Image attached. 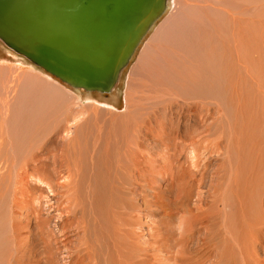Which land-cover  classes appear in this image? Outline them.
Masks as SVG:
<instances>
[{
	"label": "rangeland",
	"instance_id": "374dc122",
	"mask_svg": "<svg viewBox=\"0 0 264 264\" xmlns=\"http://www.w3.org/2000/svg\"><path fill=\"white\" fill-rule=\"evenodd\" d=\"M184 1L106 97L74 91L0 41V264H231L218 248L229 253L224 228H239L244 167L264 162V107L232 51L252 38L259 47L264 0ZM179 65L204 71L185 84ZM73 164L77 177L60 187Z\"/></svg>",
	"mask_w": 264,
	"mask_h": 264
},
{
	"label": "water",
	"instance_id": "95a60500",
	"mask_svg": "<svg viewBox=\"0 0 264 264\" xmlns=\"http://www.w3.org/2000/svg\"><path fill=\"white\" fill-rule=\"evenodd\" d=\"M167 0H0V40L75 88L103 96Z\"/></svg>",
	"mask_w": 264,
	"mask_h": 264
},
{
	"label": "bare ground",
	"instance_id": "6f19581e",
	"mask_svg": "<svg viewBox=\"0 0 264 264\" xmlns=\"http://www.w3.org/2000/svg\"><path fill=\"white\" fill-rule=\"evenodd\" d=\"M169 1L170 0H167V4H166V9L164 11V14L163 16L160 18V20L154 25L152 26L151 28V31H152V34L150 37L149 34L151 33V31L147 34V36L144 38L143 42L144 43V46H143V49L141 50V53H143V57L147 54V52H150L152 51L155 47H156V44L157 42L160 40V38L165 34V30L167 31L168 28L170 27V25H174V20H175V17L179 16V14L184 11L182 10L184 7L187 6V4L185 3L184 0H173V14L172 15H169L167 13L168 9H169ZM191 7H196V5H192ZM205 7H211L209 5H206ZM166 15V16H165ZM163 18V19H162ZM157 25V26H156ZM156 26V27H155ZM148 37V39H147ZM147 39V40H146ZM1 41V40H0ZM2 42V41H1ZM203 42V41H202ZM241 43H244L243 40H240V41H237V45H240ZM139 50V49H138ZM208 52V51H207ZM233 54H234V61L233 63L237 62L236 66L239 67V68H242L243 67V73L245 76H243V82L246 83V80L250 81L256 88V92L257 94L260 96V99H261V102L262 104L259 105V108H262L264 107V37L259 41V47L254 49L253 48V38L251 40V46L249 48H242V49H236L234 51H232ZM136 53L134 54L133 57H135ZM227 55V54H226ZM133 57L128 61V63L122 67L119 71V74H118V77H117V80L115 81V83L113 84V86L111 87L110 91H108L107 93V96H110L113 94V92L115 91V89L117 88V86L119 85V83L121 82V79H122V76L123 74L125 73V71L127 70V68L129 67V65L131 64V62L133 61ZM195 65V64H194ZM203 65V64H202ZM196 66V65H195ZM199 66V65H198ZM208 65H204V67H206V71L209 69L207 67ZM37 67V66H36ZM173 68V67H172ZM199 68V67H197ZM197 68H192V66H180L178 67V71L179 73L177 74L178 77L180 78V80H182V82L184 83V80H187L188 82H185V84L189 83L190 82H193V81H197L196 77H200L202 75H200V73H202V71H204V68L203 70H201V72H199L198 74L200 75H197L194 71L197 69ZM211 68V67H210ZM194 69V70H193ZM43 71V70H42ZM196 71H200V69L196 70ZM205 71V72H206ZM213 71V70H211ZM219 71H221V69H219ZM224 71V70H223ZM45 72V71H43ZM222 72V71H221ZM226 72H230V71H227ZM47 73V72H46ZM212 73V72H211ZM227 73V74H228ZM50 77L54 78L53 76H51L49 73H47ZM204 74V73H203ZM221 76V78H223L224 80L226 79V76L225 74H223L222 76V73H219ZM208 75V74H207ZM218 76V77H219ZM228 76V75H227ZM197 77V78H198ZM204 77V76H203ZM202 77V78H203ZM209 77V76H208ZM216 77V76H215ZM234 77V76H233ZM213 78V77H212ZM220 78V77H219ZM56 79V78H54ZM196 79V80H194ZM199 79V78H198ZM204 79V78H203ZM230 79V78H229ZM227 80V79H226ZM217 81V80H216ZM248 81V82H249ZM62 83V82H61ZM194 83V82H193ZM63 84H66V83H63ZM184 84V85H185ZM68 85L69 87H71V89H73L74 91H81L83 93H86L87 95H90V94H99L101 96L102 93L98 90H86L84 88H75L69 84H66ZM247 90V89H246ZM246 94V93H245ZM104 97V96H103ZM106 97V96H105ZM133 96H130V94L128 92H126L125 94V97H124V101H125V104H126V107H128L132 102L131 99H132ZM113 100H115V96L113 98ZM113 100H111L113 102ZM135 100V98L133 99ZM116 101V100H115ZM250 101V100H249ZM248 101V102H249ZM247 102V104H248ZM70 104V102H69ZM256 104V103H255ZM244 105V104H243ZM252 106V103L250 104ZM72 106V105H71ZM246 105H244L245 107ZM251 106H247V107H251ZM75 107V106H74ZM73 107V108H74ZM257 108V107H256ZM248 109V108H247ZM244 111H246L244 108H243ZM257 110V109H256ZM250 111V110H248ZM247 111V112H248ZM263 112H264V108H263ZM262 112V113H263ZM74 113V112H73ZM111 113V112H110ZM256 113V112H255ZM75 114V113H74ZM246 114V113H244ZM248 114V113H247ZM257 114V113H256ZM261 114V113H260ZM260 114H257L260 115ZM75 117L71 118L68 122V128H70L71 126H74L75 124H77L78 122V119L82 118L83 115H80V114H76L74 115ZM112 116H113V113H112ZM245 116V115H244ZM262 116V114L260 115ZM259 116V117H260ZM246 117V116H245ZM250 117V116H249ZM79 119V120H80ZM260 119V118H259ZM264 119V117L262 118ZM113 120V119H112ZM264 121V120H263ZM260 123V122H259ZM264 125V122L261 123ZM259 124V125H261ZM246 125H249L247 124V121H246ZM127 128V127H126ZM74 132V131H73ZM71 134V130L70 129H66L64 132H63V135L64 137L66 136H69ZM127 134V133H126ZM74 137V136H73ZM124 138V137H123ZM245 140H246V160L249 161V156H250V148H251V144H252V141L251 140V137H250V134L246 133V136H245ZM244 140V141H245ZM126 141V140H125ZM122 143V142H121ZM128 144V142L126 143ZM63 145V144H62ZM128 147H130V145H126ZM252 147H253V144H252ZM257 147V146H256ZM132 148V147H131ZM260 149V148H258ZM264 149V148H263ZM125 149H123V153L126 151H124ZM131 150V149H130ZM134 150V149H133ZM64 151V150H63ZM65 152V151H64ZM64 152H61L59 155L60 157H66L65 156V153ZM252 152V150H251ZM263 157H264V151L261 153V149L258 151ZM132 153H137L135 152H132ZM181 154V153H180ZM193 154V152L191 153ZM123 155V158L128 159L129 157L126 156L127 154H122ZM253 155V154H251ZM117 156V155H116ZM138 156V155H137ZM143 156V155H142ZM191 156V155H190ZM245 156V155H244ZM254 156H256L258 158V154L256 152V154H254ZM121 157V153H120V156L119 158ZM147 157V156H146ZM193 157V155H192ZM251 157V156H250ZM261 157V156H260ZM181 158V157H180ZM134 159V158H133ZM136 159V158H135ZM149 159V158H147ZM195 159V157L193 158ZM242 159V158H241ZM137 160V159H136ZM140 160V159H139ZM146 160V159H145ZM262 160V159H261ZM129 162H131L129 159H128ZM144 161V160H143ZM148 161V160H147ZM195 161V160H194ZM245 161V160H244ZM252 161V159H251ZM137 162V161H135ZM140 162V161H139ZM165 162V161H164ZM262 162V161H261ZM259 158H258V161L256 162V164L252 165L253 166H257L259 165L258 169H259V173L258 172H255L254 174H252V169L251 167H248V170H246V168L244 167V172H247L246 176L245 177V181H244V192L242 191L241 193V196H237V200L239 202V208H240V213L238 214L239 216L237 217V223H238V230H234V226L231 228L229 227H226L224 228V233L225 235H227V241H229L228 243V248H229V253L233 252V250H235L237 256H238V263L234 262V260L231 259V256L230 254L227 252V244H220L219 245V250L221 252V255L226 257L227 260H229L231 262V264H264V168L263 166L264 165H261L263 163H261ZM126 163V162H124ZM123 163V164H124ZM132 163V162H131ZM182 163V162H181ZM228 163V162H227ZM252 163V162H251ZM71 164V163H70ZM148 164V163H147ZM132 165V164H131ZM137 165H138V162H137ZM260 165L262 167H260ZM78 166V165H76ZM151 166V165H150ZM141 167V166H140ZM136 168V167H135ZM255 168V167H254ZM257 168V167H256ZM70 169V168H69ZM77 169V168H76ZM76 169H75V166L73 164V166L71 167V172H72V175H69V171H68V175L69 176H63L62 177V180H61V183H56L57 185H59L60 187L64 186L63 184L65 183L64 181H68V179L70 178H74L75 177V174H76V177H77V173H76ZM140 169V168H139ZM139 169L137 168L136 170L139 171ZM18 170V169H17ZM120 170V169H119ZM70 172V173H71ZM178 172V171H177ZM176 172V173H177ZM20 175L22 174L23 178H24V175L25 173L21 172L19 173ZM63 175V174H62ZM253 175V176H252ZM45 176V175H44ZM16 177V176H15ZM18 177V176H17ZM61 177V176H59ZM70 177V178H69ZM22 178V179H23ZM32 178V177H31ZM49 178V177H47ZM188 178V177H187ZM253 178V179H252ZM44 179V178H42ZM45 180V179H44ZM48 180V179H47ZM59 180V179H58ZM212 180V179H211ZM32 181V180H30ZM40 181V180H39ZM17 182H18V178H17ZM19 182H21V180H19ZM29 182V181H28ZM41 182V181H40ZM60 182V181H59ZM44 182H42L43 184ZM50 183V182H49ZM40 184V185H42ZM52 186H55V183L54 185L52 184V182L50 183ZM61 184V185H60ZM44 185H49V184H46V182L44 183ZM69 186V185H68ZM43 187V186H42ZM47 187V186H46ZM50 187V186H48ZM48 187H47V190H48ZM51 188V187H50ZM54 188V187H53ZM243 190V189H242ZM25 191V190H23ZM14 194V193H13ZM16 194V193H15ZM53 195V194H52ZM18 195H16L17 197ZM15 197V198H16ZM198 197V196H197ZM241 197V198H239ZM18 199V197H17ZM189 200V199H188ZM187 199V205L190 204L191 202H189ZM21 202V201H20ZM200 204V202H199ZM202 204V203H201ZM182 206L184 204H181ZM201 206V205H200ZM34 207V206H33ZM194 207V206H193ZM196 208V207H195ZM201 208V207H200ZM186 209L187 212H190L191 211V208L190 206H186ZM261 211V212H260ZM198 212V210H197ZM199 215V214H198ZM227 215V214H226ZM232 215V214H231ZM173 216V215H172ZM200 216V215H199ZM56 217V216H55ZM250 218L251 219V222H248L249 225L248 227L246 226H243L242 225V222H241V219L242 218ZM212 218V217H211ZM60 219V218H59ZM201 222V221H200ZM203 222V221H202ZM206 223V222H205ZM245 223V222H244ZM207 224V223H206ZM194 225H196L194 223ZM208 225V224H207ZM212 225V223H211ZM227 226V225H226ZM235 226H236V220H235ZM207 231V230H206ZM220 232V231H219ZM221 233H218V236L217 237H222L221 236ZM209 236V235H207ZM213 237V236H212ZM220 239V238H219ZM226 239H224V243H227L226 242ZM229 239V240H228ZM233 254V253H232ZM202 260V259H201Z\"/></svg>",
	"mask_w": 264,
	"mask_h": 264
}]
</instances>
